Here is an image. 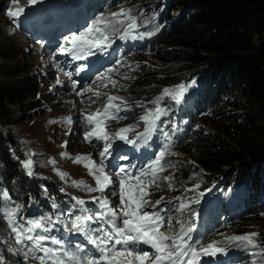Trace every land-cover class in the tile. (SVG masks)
Segmentation results:
<instances>
[{"label":"rangeland","instance_id":"obj_1","mask_svg":"<svg viewBox=\"0 0 264 264\" xmlns=\"http://www.w3.org/2000/svg\"><path fill=\"white\" fill-rule=\"evenodd\" d=\"M5 0H0V4ZM74 4L81 6L84 9V12L87 15H92L95 10L103 7V17L98 20H104L99 26L101 30L109 36L112 41L111 48H106L105 52L101 54V67L104 71L102 77L94 79L92 82L87 85H78V86H68V82L61 79L56 73L50 74V82L55 83L56 77L58 85H52V88L57 93V101L59 105L53 104L49 99H47V106L42 105L45 113L51 116L49 118L50 122L41 123V126L35 130H30V125L39 121V116L37 115V106L38 99L33 105V110L29 114H24L20 120H15L17 133L15 138L19 141L17 146L20 150L21 157L19 158L21 168L23 167V162L29 159V151H33L35 148L30 145L23 147L21 141L27 139V132H33L34 136L40 139H45L46 144L44 146V152L41 153L42 157H55L61 152H65L68 157L76 158L89 157L87 159L89 163L92 164L94 161L97 165L100 164V152L104 150V141L97 140L95 137L91 138V143L85 139V133L90 130V127L87 125L85 117L100 111V115L103 118L104 108L107 104L108 96H116L123 99L126 102L128 107L131 109L128 112L121 111L120 116L126 117L119 121L116 120H107L105 131L109 134H114L119 131L121 128L134 126L133 130L128 132L126 135L129 140H133L137 137L142 136V134L147 132V125L143 123L140 119L141 116L146 114V111L151 109L154 110L157 106L155 103L159 98L160 101L163 100L164 104L173 103L171 120L162 119L158 122L156 129L151 134L160 135L162 138L161 147L165 151L164 159L166 161L178 159L180 162L179 166L173 165V174L170 176L172 179L170 181L159 180V187L165 191L167 198L165 199L163 205L159 207L171 209L169 212L162 213V215L169 216L171 222L176 231L179 230L181 224L185 227L189 224L195 225V231L192 233V238L194 240L199 239H208L210 243L218 242V247H223L227 250L226 254L218 253L216 257H211V264H260L258 260L253 257H247L239 242L230 241L228 238L237 236L238 231L244 232L246 235L253 233V228L249 225V222L255 226V228L260 232L264 231V218L262 221H258L257 217L252 218H242L241 222H237L234 210L231 206L223 207V210L220 209L221 204L219 203L218 196V186L224 188L226 180L222 178L220 174H215L204 166L200 169H194L191 161L196 157L195 149L190 145L192 141V131L191 127L185 122V117L182 114L183 110H186L191 106L190 98H183L180 104H176L171 96H165L163 94L164 89L178 90L179 85H181V80L185 75L190 76V72L170 74L164 70V66L156 63L154 60L153 54L150 50H147V46L150 43L151 39L156 38L161 29L160 22L158 17L151 16L149 4H155L158 0H127L125 3L117 5L118 1L115 0H70ZM111 1H115L113 4ZM97 7V8H92ZM128 12L136 20L137 28L132 31L131 35L125 39H120V36L123 35L129 20L126 16H117L113 17V13H120L121 11ZM157 12V16H160L161 12ZM150 14V16H148ZM150 18L148 19L147 18ZM100 25V24H99ZM98 26V25H97ZM13 23L9 20H5L0 17V43L5 42V45H12L16 48V43L22 48L24 53V46L19 44V41H15L14 38H10V33H12ZM140 34H143L141 37ZM59 41H57L58 43ZM56 43V44H57ZM107 43V42H105ZM3 45V44H2ZM4 46V45H3ZM17 49V48H16ZM113 54V59L110 57V53ZM124 53V54H123ZM123 54V55H122ZM28 55V53H27ZM29 57V56H28ZM43 68V81L44 83L49 82V76L45 73V68ZM161 72L158 71L160 70ZM34 68L32 69V71ZM157 73L153 74L154 72ZM164 71V72H163ZM167 73V74H166ZM153 74V75H152ZM149 80L144 82H131V87H137L138 89L128 93H123L118 88V85L124 79H137L142 81L148 78ZM163 84L159 86L158 83H155L158 80L159 83ZM179 77V78H178ZM189 83L192 80L187 79ZM115 82V86H113ZM192 84V83H191ZM51 85V84H50ZM194 89H197V85H193ZM67 88V89H66ZM158 89H160L161 94L159 95ZM66 91V92H65ZM67 93V94H66ZM97 94H99L97 96ZM163 95V96H162ZM66 96L69 101H64ZM163 97V98H162ZM115 104H120L121 101H114ZM142 105V106H141ZM64 107V108H63ZM68 117L71 113H74L71 116V124L67 123V119L62 117ZM112 111L111 109L109 110ZM75 120V121H74ZM55 122L51 126V123ZM11 124V123H10ZM75 124V125H74ZM12 125V124H11ZM74 125V127H72ZM48 126H51L49 129ZM58 126L57 129L54 127ZM207 130H210V126H207ZM49 130L53 132L46 135V131ZM167 133V136L164 135ZM66 142L67 146L62 147ZM33 143L31 139H28L24 142V145ZM111 148L109 149V155L106 159L112 160L114 154L118 152L126 142L120 140L116 137L114 140L109 141ZM37 150H41L37 144H34ZM170 145V147H166ZM32 160V167L41 165L44 168H57L59 162L64 161L63 169L65 170L66 177L62 179L63 182L68 183V176L70 175L71 168L74 164L73 161L65 159L62 155H59L55 158V163L42 160L39 154L33 152L30 154ZM105 159V160H106ZM251 161V160H250ZM251 162L256 163V159H253ZM105 163V162H104ZM253 165V164H252ZM109 166L106 165L105 172L109 174ZM226 174L231 170V167H228ZM85 176H79L76 180L77 183L83 182L84 185H90L96 187L92 184L90 178L92 175L84 169ZM22 172V171H21ZM24 173V172H22ZM225 174V175H226ZM211 175L213 179H211ZM196 177V180L194 177ZM169 177V176H166ZM191 178V182H195L192 185H201V178L207 180L204 190L207 195L202 199L195 198L192 193L188 190H184L183 186L191 185L188 182V179ZM161 181V182H160ZM169 184L171 187H169ZM77 187V186H76ZM112 187L116 188L115 182L112 186L109 187V191L112 198H115L116 195L112 193ZM155 187V186H153ZM152 188L148 191L151 193ZM78 188V187H77ZM84 188V187H83ZM85 189V188H84ZM98 191L88 192L85 190L86 198H90L93 195L98 194ZM101 195L94 196L101 197ZM103 196H105L103 194ZM93 198L90 201L89 209L95 210L99 206L98 203L93 202ZM151 200L153 203L155 200L152 198L151 194L146 197ZM179 198V199H177ZM113 202L118 204V199H114ZM181 203L185 204L184 209H180L179 205ZM203 205H210L214 208V214L210 217L203 215L199 208ZM13 205L6 206V209L10 210L14 208ZM226 209V210H225ZM144 211H152L151 207L145 208ZM227 211V212H226ZM232 212L230 215L229 212ZM63 212L71 219L75 215L79 214L78 211L74 208L73 205H70L63 209ZM71 213V216L68 214ZM224 214L227 215V219L224 217ZM22 218H31L32 215L24 214L22 211L17 215V219ZM167 223V222H166ZM93 228L98 227L97 224L91 225ZM7 229L9 230V235L5 236L6 240L9 242L15 241V238L11 234V229L7 224ZM166 229H161L165 231ZM175 235V232L171 233ZM99 235V233H97ZM73 244L80 243L85 245L87 250L89 247L90 254L94 256H99V253L93 248L91 244L87 242L81 235H69L68 238ZM144 251H152L147 245H139ZM42 255V253L40 254ZM198 264H205V260H198Z\"/></svg>","mask_w":264,"mask_h":264},{"label":"trees","instance_id":"obj_2","mask_svg":"<svg viewBox=\"0 0 264 264\" xmlns=\"http://www.w3.org/2000/svg\"><path fill=\"white\" fill-rule=\"evenodd\" d=\"M115 1L119 5L127 0ZM153 6L158 10L164 7L167 15L165 19L158 17L161 29L147 50L166 72H190L187 79L197 85L196 90L211 97L191 100L187 109L195 112V104H202L211 113L206 125L212 126V133L195 141L196 160L208 171L220 174L226 180L224 188L231 190L238 183L232 171L238 170L240 179H245L250 178L253 159H260L264 166V0H158ZM19 56L14 46L0 43V126L7 123L13 106L24 105L37 92L34 79L28 76L29 64L20 61ZM200 74L208 75L209 81ZM10 139L11 135L4 136L0 127L3 215L6 206H15L12 198L3 200L4 190L9 193L12 189L16 194L31 189L21 177L20 153L15 157L19 168L13 163L8 149ZM228 167L231 170L226 174ZM261 193L264 206V188ZM90 212L94 214L95 210ZM224 217L227 219V215ZM8 235L0 217V238L6 240Z\"/></svg>","mask_w":264,"mask_h":264},{"label":"snow or ice","instance_id":"obj_3","mask_svg":"<svg viewBox=\"0 0 264 264\" xmlns=\"http://www.w3.org/2000/svg\"><path fill=\"white\" fill-rule=\"evenodd\" d=\"M17 3L18 0H12L13 5ZM36 3H38V0H27L28 5H35ZM24 11V7H19L15 11L10 7L7 10V15L16 18ZM112 15L114 18L126 16L129 20L127 28L120 39H125L137 28L135 18L128 12L122 10L120 13H113ZM102 22V19L97 20L93 26L80 33L73 34L67 40V45L70 46L61 47L59 53L68 55L72 59H79L85 53L92 54V50L95 48L103 54L106 48H111L112 41L100 27H97ZM140 36L142 37L143 34H140ZM67 75L71 78V73ZM113 86H115V82H113ZM184 92L185 85L183 84L179 85L178 90H163V94L171 96L176 104L182 102ZM118 100L121 101L120 104L113 103ZM155 103L157 107L154 110L149 109L145 115L140 117L141 121L147 125V132L142 134L144 142H147L149 135L156 129L160 118L168 112L167 108L160 107L159 98ZM130 110L122 98L108 96L103 118L99 110L85 117L87 125L90 127V130L85 133V139L90 143L93 137L97 140H103L105 142L104 150L100 152V164L97 165L93 161L89 172L95 180L96 187L84 185L83 182L77 183L76 181H73V184L77 187H84L88 192L98 191L102 194L101 197L93 198V202L99 204V212L89 214L91 210L85 207V201L76 198L73 199L80 206L79 212L81 214L75 215L70 220L61 219L60 216H57L55 220L50 216L17 219L19 205L4 212L11 233L15 235L16 244L28 249L23 253L25 262L29 259L31 253L32 257L39 261V264H198L200 257H216L218 253L226 254L227 250L218 247V242L214 241L205 245L200 240H194L192 238V233L195 231L194 224H189L186 227L181 224L179 230L176 231L171 218L162 215V213L171 211L167 207L162 209L159 207L163 198L154 203L146 198L151 194L148 191L150 188L153 186L159 187L157 173L165 169V165L161 162L166 154L163 150L158 152L157 157L148 163L146 168L139 169L136 175H132L130 171H126L123 167L119 169L116 173L119 177L118 190L115 187L111 189L112 193L118 196L119 203L117 205L113 206L109 199L103 196L105 190L113 184L112 177L107 175L104 170L105 159L110 154L111 144L109 141L118 137L126 143L134 144L136 142L135 140H129L126 135L133 130L134 126L121 128L118 132L109 134L105 131L106 122L109 119L116 121L124 119L126 117L120 116L119 113ZM71 122L69 117L67 123L71 124ZM164 135L167 136V133H164ZM137 139H140V137H137ZM66 146L65 142L62 147ZM166 147H170V145ZM85 159H89V157H77L74 162L80 163ZM32 163L31 159L23 162L29 176L33 175ZM52 163L54 164L55 161H52ZM60 175L62 179L65 176L63 173ZM171 179L170 176L164 177L166 181ZM130 181H135V184L129 183ZM169 187H171L170 184ZM2 197L5 201H11L7 190L3 191ZM148 207H151L152 211H144ZM179 208L184 209L185 204L181 203ZM68 215L71 216V213ZM57 223L62 225V230L56 229L58 235L50 234L52 232L50 225ZM92 224L99 226L93 228ZM161 229L166 230L161 231ZM173 232H175V235L171 234ZM69 235L83 236L99 253V256L90 255L85 245L73 244L68 239ZM258 236V233H250L244 236L229 237L228 239L257 249L261 243L256 239ZM141 244L149 246L152 251H144L139 247ZM19 251V249L8 248V252L13 255H16ZM37 253H42V255H37ZM0 264H7L3 253H0Z\"/></svg>","mask_w":264,"mask_h":264},{"label":"clouds","instance_id":"obj_4","mask_svg":"<svg viewBox=\"0 0 264 264\" xmlns=\"http://www.w3.org/2000/svg\"><path fill=\"white\" fill-rule=\"evenodd\" d=\"M157 72H158V71L154 72L153 74H155V73H157ZM153 74H152V75H153ZM152 75H150L148 78L144 79L142 82L149 80L150 77H151ZM156 83H158V84L160 85L161 83H163V79H162V82H161V83H159V82H155V83H153V84H156ZM210 134H211V133H210ZM210 134H200L199 136H197V137L194 139V141H193V145H192V146L194 147V145H195V141H196L199 137H202L203 135H210ZM194 159H196V157H195ZM194 159H193V160H194Z\"/></svg>","mask_w":264,"mask_h":264},{"label":"bare ground","instance_id":"obj_5","mask_svg":"<svg viewBox=\"0 0 264 264\" xmlns=\"http://www.w3.org/2000/svg\"><path fill=\"white\" fill-rule=\"evenodd\" d=\"M92 8L94 9V8H97V7H92ZM52 43H53V42H52ZM55 44H56V43H55ZM84 239H85V238H84ZM85 240H86V239H85Z\"/></svg>","mask_w":264,"mask_h":264}]
</instances>
